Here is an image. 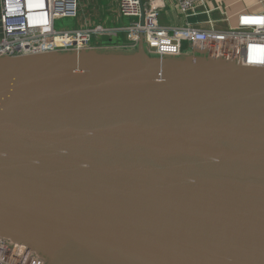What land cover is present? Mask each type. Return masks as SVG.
<instances>
[{"label":"water","instance_id":"1","mask_svg":"<svg viewBox=\"0 0 264 264\" xmlns=\"http://www.w3.org/2000/svg\"><path fill=\"white\" fill-rule=\"evenodd\" d=\"M137 45L0 58V234L47 264H264V68Z\"/></svg>","mask_w":264,"mask_h":264},{"label":"built area","instance_id":"2","mask_svg":"<svg viewBox=\"0 0 264 264\" xmlns=\"http://www.w3.org/2000/svg\"><path fill=\"white\" fill-rule=\"evenodd\" d=\"M175 3L186 16L204 6L203 0H175ZM163 7V0H119L120 15L131 20L128 26L57 30L56 20L77 17L78 0H0V58L35 54L44 44L46 52L114 47L96 46L93 40L100 35L123 32L127 44L122 47H129V43L137 45L143 37L148 51L155 55L180 57L189 49L193 54L264 68V11H242L234 24L219 30L213 24L163 25L160 23ZM58 38L68 41L58 44ZM0 264H47V260L28 245L0 234Z\"/></svg>","mask_w":264,"mask_h":264},{"label":"crops","instance_id":"3","mask_svg":"<svg viewBox=\"0 0 264 264\" xmlns=\"http://www.w3.org/2000/svg\"><path fill=\"white\" fill-rule=\"evenodd\" d=\"M164 7L160 15V23L167 26H200L208 27L213 24L216 29L223 30L230 27V23L236 22L238 13L249 10L254 12L264 11V0H203L204 6L192 10L189 16L183 14L175 3V0H163ZM76 25L69 30L78 28H90L97 25L122 27L130 24V19L123 17L119 12V0H78V15ZM109 35L105 41L107 45L116 44L122 37L127 44V36L123 32H115ZM97 38V37H96ZM97 46H105L102 42ZM138 45L129 47L105 46L103 50L137 49ZM125 52V51H121Z\"/></svg>","mask_w":264,"mask_h":264},{"label":"rangeland","instance_id":"4","mask_svg":"<svg viewBox=\"0 0 264 264\" xmlns=\"http://www.w3.org/2000/svg\"><path fill=\"white\" fill-rule=\"evenodd\" d=\"M54 26H55V28L57 30H65V29L73 28L74 26H77V25H76V20L74 18H61V19L56 20ZM112 35H114V34H112ZM119 38L121 40H119L120 42L116 43V44H119V45H116V46L122 47L123 46V43L125 42V40L122 37H119ZM100 42H102L103 45H107V43H104L102 41V36L101 35L98 36L97 38L95 37L94 40H93V44L94 45H96L97 43H100ZM104 51H111L112 52V51H115V50H104ZM121 51L132 52V51H134V49H132V50L131 49H125V50L120 49V50H116V52H121ZM185 51H186V54L183 55V56H186V55H189V54L192 53L189 49H186Z\"/></svg>","mask_w":264,"mask_h":264},{"label":"bare ground","instance_id":"5","mask_svg":"<svg viewBox=\"0 0 264 264\" xmlns=\"http://www.w3.org/2000/svg\"><path fill=\"white\" fill-rule=\"evenodd\" d=\"M57 43L58 44H64L66 43L68 40L67 38H58L56 39ZM47 49V46L46 44L43 45V47H40V49H38V51L36 53H43V52H46ZM23 244V243H22ZM26 245V244H25ZM33 249V248H32Z\"/></svg>","mask_w":264,"mask_h":264}]
</instances>
